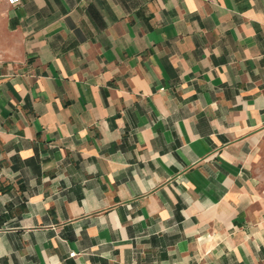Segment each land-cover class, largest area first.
Instances as JSON below:
<instances>
[{
	"label": "crops",
	"instance_id": "1",
	"mask_svg": "<svg viewBox=\"0 0 264 264\" xmlns=\"http://www.w3.org/2000/svg\"><path fill=\"white\" fill-rule=\"evenodd\" d=\"M0 264H264V0H0Z\"/></svg>",
	"mask_w": 264,
	"mask_h": 264
},
{
	"label": "built area",
	"instance_id": "2",
	"mask_svg": "<svg viewBox=\"0 0 264 264\" xmlns=\"http://www.w3.org/2000/svg\"><path fill=\"white\" fill-rule=\"evenodd\" d=\"M10 3H15V2H18L19 0H8ZM74 254V252H73Z\"/></svg>",
	"mask_w": 264,
	"mask_h": 264
}]
</instances>
